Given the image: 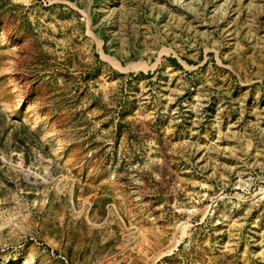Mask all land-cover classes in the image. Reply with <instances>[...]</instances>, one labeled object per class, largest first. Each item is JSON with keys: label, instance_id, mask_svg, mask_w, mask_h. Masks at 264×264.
<instances>
[{"label": "rangeland", "instance_id": "1", "mask_svg": "<svg viewBox=\"0 0 264 264\" xmlns=\"http://www.w3.org/2000/svg\"><path fill=\"white\" fill-rule=\"evenodd\" d=\"M0 264H264V0H0Z\"/></svg>", "mask_w": 264, "mask_h": 264}]
</instances>
